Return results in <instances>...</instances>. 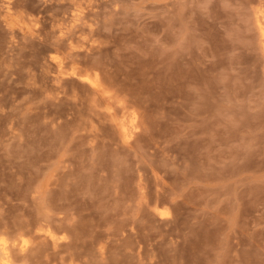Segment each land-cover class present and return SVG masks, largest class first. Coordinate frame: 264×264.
<instances>
[{
  "label": "rangeland",
  "instance_id": "374dc122",
  "mask_svg": "<svg viewBox=\"0 0 264 264\" xmlns=\"http://www.w3.org/2000/svg\"><path fill=\"white\" fill-rule=\"evenodd\" d=\"M259 23L264 0H0V264H264Z\"/></svg>",
  "mask_w": 264,
  "mask_h": 264
},
{
  "label": "bare ground",
  "instance_id": "6f19581e",
  "mask_svg": "<svg viewBox=\"0 0 264 264\" xmlns=\"http://www.w3.org/2000/svg\"><path fill=\"white\" fill-rule=\"evenodd\" d=\"M258 27H259V31H260V33L262 35L261 37L263 38V46H264V23L263 24L259 23ZM2 250L4 251V249H2ZM1 253L4 255V252H1Z\"/></svg>",
  "mask_w": 264,
  "mask_h": 264
}]
</instances>
